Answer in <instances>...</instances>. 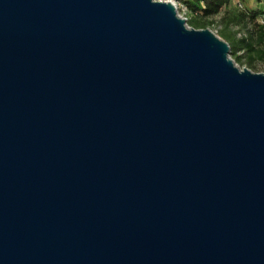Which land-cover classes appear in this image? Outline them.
Listing matches in <instances>:
<instances>
[{
  "label": "water",
  "instance_id": "1",
  "mask_svg": "<svg viewBox=\"0 0 264 264\" xmlns=\"http://www.w3.org/2000/svg\"><path fill=\"white\" fill-rule=\"evenodd\" d=\"M0 264H264V73L155 0H0Z\"/></svg>",
  "mask_w": 264,
  "mask_h": 264
},
{
  "label": "trees",
  "instance_id": "2",
  "mask_svg": "<svg viewBox=\"0 0 264 264\" xmlns=\"http://www.w3.org/2000/svg\"><path fill=\"white\" fill-rule=\"evenodd\" d=\"M254 1V8L246 7V0H181L180 3L190 27L219 26V36L229 44L232 59L250 68L264 65V0ZM242 30L245 33L238 36Z\"/></svg>",
  "mask_w": 264,
  "mask_h": 264
},
{
  "label": "rangeland",
  "instance_id": "3",
  "mask_svg": "<svg viewBox=\"0 0 264 264\" xmlns=\"http://www.w3.org/2000/svg\"><path fill=\"white\" fill-rule=\"evenodd\" d=\"M245 6L248 7V8H254V7H255V1H254V0H246ZM177 12H178L179 15H181L182 17H185V18H186L187 15H186L185 12L183 11V9L179 8V9H177ZM217 18H218V17H215L214 19H217ZM257 21H258L259 23L261 22L259 18L257 19ZM208 29H210V30L213 31L216 35L219 36V30H220V27H219V26H217V25H213V26H210ZM244 33H245V31L242 30V31L239 32L238 36H240V35H242V34H244ZM230 56H231V55H230ZM231 58H232V57H231ZM236 64H237V63H236ZM237 66H238L239 68H247V69L251 70V71L254 72V73H264V65H261V64L255 66V67H250V68H248V67L245 66V65H241V66H240L239 64H237Z\"/></svg>",
  "mask_w": 264,
  "mask_h": 264
},
{
  "label": "built area",
  "instance_id": "4",
  "mask_svg": "<svg viewBox=\"0 0 264 264\" xmlns=\"http://www.w3.org/2000/svg\"><path fill=\"white\" fill-rule=\"evenodd\" d=\"M155 1H170L171 3H173L176 7V9L181 8L182 9V5L180 3L181 0H155ZM181 16V15H180ZM182 17V16H181ZM185 18V17H182ZM186 19V18H185Z\"/></svg>",
  "mask_w": 264,
  "mask_h": 264
}]
</instances>
